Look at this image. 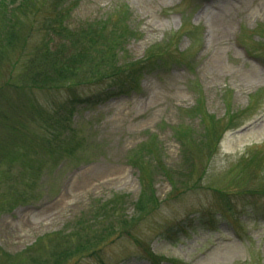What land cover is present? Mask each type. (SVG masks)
Wrapping results in <instances>:
<instances>
[{
	"label": "rangeland",
	"instance_id": "rangeland-1",
	"mask_svg": "<svg viewBox=\"0 0 264 264\" xmlns=\"http://www.w3.org/2000/svg\"><path fill=\"white\" fill-rule=\"evenodd\" d=\"M33 1L34 9L10 16L19 41L0 67V89L9 80L8 88H13L6 91L7 98L0 96V264L46 260L49 242L42 237L90 220L103 202L117 196H127L125 212L132 215L142 191L139 170L132 163L141 159L153 166L160 210L140 220L133 236L105 246L102 258L86 257L73 264H148L143 259L148 246L171 260L163 264H264V197L239 196L243 185L239 188L231 174L252 150H264V45L255 43L264 37V0H66V23L74 30L127 4L142 33L128 45L130 55L138 59L157 43L169 44V62L181 63L147 75L134 94L79 106L70 135L61 131L60 137L27 121L24 109L31 108L30 97L52 110L68 92L96 91L61 87L30 90L24 97L14 90L21 64L44 38H52L41 28L50 14L44 0ZM245 48L262 60L247 55ZM200 112L223 123L232 113L237 121L214 154L200 147L205 137ZM190 128L196 130L192 136ZM39 130L46 139L56 138L52 145L45 146L44 138L35 134ZM179 132L190 136L187 151L193 171L183 163ZM152 146L163 149L160 158L152 160ZM159 165L179 179L172 184ZM225 191L231 199L227 209L219 199ZM208 211L219 215L217 228L189 225L180 230L184 220ZM175 232H182L178 239Z\"/></svg>",
	"mask_w": 264,
	"mask_h": 264
},
{
	"label": "trees",
	"instance_id": "trees-1",
	"mask_svg": "<svg viewBox=\"0 0 264 264\" xmlns=\"http://www.w3.org/2000/svg\"><path fill=\"white\" fill-rule=\"evenodd\" d=\"M33 4V0H2L0 2V67L2 63L10 59L9 51L17 48L19 41L16 24H12L10 16H14V11L20 10L18 12L24 13L28 8L34 9ZM42 5H46V8H43L51 15L45 17L41 28L47 32L49 38L50 36L52 38L50 41L44 38L33 49L34 53L21 64L14 90L16 89L17 93L24 97L25 93L30 90L48 91L61 87H65L71 92L72 89L96 92L92 95H82L77 91L75 93L68 92L69 95L65 101L56 102L52 110L42 107L34 99V96L30 97L31 108L26 107L33 111H29L26 107L23 109L29 113L27 121L34 129L41 128L45 133L50 131L56 137H60L61 131L65 133L68 131L70 135L72 118L79 106H93L115 97L134 94L139 91L142 79L147 75H159L166 70V66L171 64L179 66L177 63H181L180 60H177L179 62H169V44L157 43L149 47L144 56L138 59L130 55L128 45L132 40L139 38L142 33L127 4L116 5L105 16L89 20L75 30L69 28L66 23L68 13L66 0H44ZM11 6L12 8H10ZM35 11L37 10L35 9ZM54 37H58L60 41L55 43ZM252 41L255 39L253 38ZM241 43L244 47L249 48L245 40ZM255 43L264 45V37H258ZM246 50L247 55L259 59L255 50ZM182 53L178 50L179 55ZM11 84L12 81L9 80L0 89L1 97L7 98L4 95L6 91L13 89L8 88ZM25 112L22 111V113ZM197 116L200 118V133L203 132L205 135L204 140H201L200 147L207 146L206 148H209V151L214 154L219 150L225 133L235 128L237 121L232 118V113L229 121L224 123L207 112H200ZM192 130L196 131L190 128V136L194 133ZM35 134L44 138L45 146L52 145V141L56 140V138L46 139L47 135L44 136L40 130ZM189 137L180 132L177 135L183 147L181 151L183 163L186 162L187 169L193 171L194 161L187 151L191 145ZM63 141L62 139L60 143ZM68 147L70 146L68 145ZM148 151L152 160H155L156 156L161 157L163 149L152 146V149ZM132 164L139 170L142 186L140 196L133 205V214L127 215L125 212L127 198L125 195L103 202L90 220H79L67 232L51 233L42 237L49 242L47 249L49 256L43 261L35 259L34 264H73L86 257L100 259L105 246L125 236H133L132 232L140 220L160 210L161 201L157 197L152 181L154 173L151 172V168L153 166L150 165L149 160L144 159L135 160ZM158 167L165 171L164 175L171 183L175 179H179V176L176 178V175H173L172 169L166 167L164 170L161 165ZM263 171L264 150L257 148L252 150L237 169L231 171V174L237 178L236 182L239 188L241 184L243 185L238 195L241 197L247 195L264 197ZM206 172L205 169L201 174V179L204 178ZM254 180L259 182L251 185ZM229 196L230 192L226 191L219 194L220 202L225 209L231 206ZM219 214L224 219L228 217L225 213L223 214L227 217L221 212ZM219 223V215H216V212L208 211L198 217L191 218V220H184L180 223V230L185 231L186 226L189 225L215 229ZM181 233L175 232V239H178V235ZM144 250L143 259L148 264H163L170 260L157 255L149 246ZM99 261L101 264H105L103 260Z\"/></svg>",
	"mask_w": 264,
	"mask_h": 264
}]
</instances>
